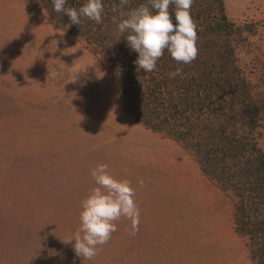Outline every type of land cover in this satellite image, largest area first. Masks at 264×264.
Returning a JSON list of instances; mask_svg holds the SVG:
<instances>
[{
  "label": "rangeland",
  "instance_id": "1",
  "mask_svg": "<svg viewBox=\"0 0 264 264\" xmlns=\"http://www.w3.org/2000/svg\"><path fill=\"white\" fill-rule=\"evenodd\" d=\"M250 24L243 64L264 75V0H224ZM109 58L30 9L0 0V264H254L233 198L184 146L124 112ZM264 80V79H263ZM258 137L264 152V128ZM128 179L139 231L121 217L91 260L64 243L80 226L90 169ZM74 243V241H73Z\"/></svg>",
  "mask_w": 264,
  "mask_h": 264
},
{
  "label": "trees",
  "instance_id": "2",
  "mask_svg": "<svg viewBox=\"0 0 264 264\" xmlns=\"http://www.w3.org/2000/svg\"><path fill=\"white\" fill-rule=\"evenodd\" d=\"M85 2L67 0L65 7L79 9ZM27 3L54 26L108 56L109 76L124 112L181 143L203 174L232 196L234 230L246 240L254 264H264V152L258 142L264 128V75L254 81L242 56L256 33L252 26L232 22L224 0H194L196 59L178 64L165 50L156 69L145 72L134 64L138 53L129 47L127 33L118 32L120 0H102L101 23L82 16L79 25L55 12L52 0ZM143 3L147 0H129L123 10ZM174 10L171 5L176 23ZM177 68L182 73L170 78Z\"/></svg>",
  "mask_w": 264,
  "mask_h": 264
},
{
  "label": "clouds",
  "instance_id": "3",
  "mask_svg": "<svg viewBox=\"0 0 264 264\" xmlns=\"http://www.w3.org/2000/svg\"><path fill=\"white\" fill-rule=\"evenodd\" d=\"M53 10L66 14L70 22L79 25L81 17L101 23L104 5L102 0H86L79 8L65 7L67 0H52ZM194 0H147L127 11L129 0H120L118 32L127 33L129 47L138 53L134 64L137 69L152 72L157 61L168 51L178 64H189L198 55L197 24L191 16ZM175 6V20L169 8ZM114 11L117 6H113ZM181 68L169 73L170 78L180 75ZM94 186L80 202V226L64 243H71L77 257L93 259L99 247L106 244L117 231L116 222L124 217L131 221L130 235L139 231L140 209L135 201L136 192L128 179H117L108 165L98 163L90 169ZM74 241V243H73Z\"/></svg>",
  "mask_w": 264,
  "mask_h": 264
}]
</instances>
